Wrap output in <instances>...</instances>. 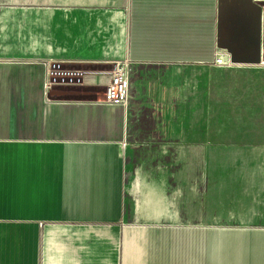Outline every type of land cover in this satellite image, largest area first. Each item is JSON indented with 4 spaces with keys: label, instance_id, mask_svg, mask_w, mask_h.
Instances as JSON below:
<instances>
[{
    "label": "crops",
    "instance_id": "0c3cea01",
    "mask_svg": "<svg viewBox=\"0 0 264 264\" xmlns=\"http://www.w3.org/2000/svg\"><path fill=\"white\" fill-rule=\"evenodd\" d=\"M194 26L176 39L164 22L139 42L158 60L134 64L124 104L0 112V264H264V67L212 64L214 20ZM103 138L125 146L111 221L99 199L85 211L61 195V168Z\"/></svg>",
    "mask_w": 264,
    "mask_h": 264
},
{
    "label": "water",
    "instance_id": "95a60500",
    "mask_svg": "<svg viewBox=\"0 0 264 264\" xmlns=\"http://www.w3.org/2000/svg\"><path fill=\"white\" fill-rule=\"evenodd\" d=\"M263 7V0H0V68L14 69L10 62L25 60L70 66L108 64L110 72L122 68L126 72L128 100L134 64L151 59L139 42L146 44L155 32L163 35L159 27L164 22L176 39L180 35L190 39L195 37L191 35L196 33L194 25L207 26L208 31L213 19L212 64L263 68ZM203 36L206 44L209 35ZM108 41H113L114 51L103 57ZM107 97L105 89L102 100Z\"/></svg>",
    "mask_w": 264,
    "mask_h": 264
},
{
    "label": "rangeland",
    "instance_id": "374dc122",
    "mask_svg": "<svg viewBox=\"0 0 264 264\" xmlns=\"http://www.w3.org/2000/svg\"><path fill=\"white\" fill-rule=\"evenodd\" d=\"M10 63L16 68L6 71L0 68V112L12 114V116L17 113L14 106H20L21 111H28L31 115L36 112L46 113L53 111L51 106L54 104H67L69 101L64 100L65 98H84L102 103L108 84L98 81L86 86L52 87L49 85L47 77L49 72L55 69L62 71L80 70L97 76H100L101 73L110 72L112 69V66L108 64L95 63L74 64L72 66L63 63L48 64L38 60ZM73 89L77 90L78 93L73 92ZM58 99L60 101H57ZM58 111L66 113L68 111L67 106ZM61 121L64 123L66 116ZM0 131L3 132L4 130L0 128ZM25 132L26 136H31L32 128L28 125ZM97 146L87 145L85 149H80L84 157L83 160L88 161L86 164L83 163L80 167L76 166L73 169L63 170L61 168L60 175L64 177L63 180L60 179L61 195L63 199H66V206H76L85 211L89 210L92 199L95 201L99 199L100 206L98 207L103 208V214L108 215V217L104 215L103 220L111 221V217H115L118 209L114 192L116 189H120L119 186L124 179L123 162L118 156V150L119 153L123 154L125 146L122 141L108 138H103L101 147L100 145ZM58 159L62 164L63 156L61 153L58 154Z\"/></svg>",
    "mask_w": 264,
    "mask_h": 264
},
{
    "label": "built area",
    "instance_id": "2783aa9c",
    "mask_svg": "<svg viewBox=\"0 0 264 264\" xmlns=\"http://www.w3.org/2000/svg\"><path fill=\"white\" fill-rule=\"evenodd\" d=\"M264 1V0H263ZM219 62H223L222 58H218ZM261 64L264 65V7H263V16H262V44H261ZM57 72L60 74H70V71H62V70H52L49 72L48 78L50 77V73ZM70 72V73H69ZM81 74L82 72H74L73 74ZM109 74L114 75V83L109 84L107 88L106 99H103V102L112 103V104H122L127 100V87L128 82L126 80L127 74L122 68L121 70H116L115 72H109ZM56 76V75H55ZM55 78V77H54ZM49 83V81H48ZM51 85V83H49Z\"/></svg>",
    "mask_w": 264,
    "mask_h": 264
},
{
    "label": "bare ground",
    "instance_id": "6f19581e",
    "mask_svg": "<svg viewBox=\"0 0 264 264\" xmlns=\"http://www.w3.org/2000/svg\"><path fill=\"white\" fill-rule=\"evenodd\" d=\"M70 72H69L70 74H60L57 72L50 73V77L48 78V81L51 84H63V85L80 84L81 80H82L83 72L81 74H79V73L73 74L74 71H70ZM113 81H114V79L112 78L111 82L109 84L114 83Z\"/></svg>",
    "mask_w": 264,
    "mask_h": 264
}]
</instances>
